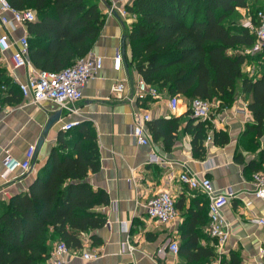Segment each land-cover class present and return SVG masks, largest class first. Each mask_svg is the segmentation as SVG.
Masks as SVG:
<instances>
[{"label": "trees", "instance_id": "trees-1", "mask_svg": "<svg viewBox=\"0 0 264 264\" xmlns=\"http://www.w3.org/2000/svg\"><path fill=\"white\" fill-rule=\"evenodd\" d=\"M8 1L16 9L36 13V20L27 24L29 58L41 71L59 72L73 66L91 52L105 24L99 0ZM253 1L135 0L128 7L136 17L128 38L131 63L148 84L169 97L184 96L190 103L200 97L229 107L242 83L255 119L248 131L259 138L264 133V71L254 78L243 67L255 57L264 58V52H246L254 47L256 35L236 19L240 9L249 8ZM19 88L0 61V91L6 95L2 101L19 100ZM180 123V117L153 120L149 123L151 137L163 139L170 150ZM212 127L210 121L193 116L188 120L185 130L193 136L195 158L206 157L204 142L210 132L216 145L230 141L227 131ZM248 167L255 173L261 171L256 162ZM100 168L98 137L90 121L61 131L28 189L7 203L0 202V264H49L56 242L64 241L78 250L83 247V233L105 226L107 215L95 208L108 205L110 197L88 181L89 173ZM189 233L180 248L188 262L214 256L211 247L198 244L194 226ZM221 264L240 263L232 254L231 262Z\"/></svg>", "mask_w": 264, "mask_h": 264}, {"label": "crops", "instance_id": "crops-1", "mask_svg": "<svg viewBox=\"0 0 264 264\" xmlns=\"http://www.w3.org/2000/svg\"><path fill=\"white\" fill-rule=\"evenodd\" d=\"M102 8V6L100 5ZM136 21L131 16L123 20L118 16H106L99 38L91 50L103 58V68L84 88V97L77 102L79 115L70 116L63 109L60 120L44 135L48 121L60 110L53 101L41 105L32 103L31 97L19 92V100L4 102L6 95L0 91V202L7 203L12 196L26 191L39 169L45 164L52 148L57 144L62 124L70 120L90 121L97 133L100 148L101 168L90 172L88 181L95 189L105 190L109 197L108 205H98L96 210L105 213L108 222L105 226L82 234L83 247L72 250L82 254L97 252L100 257L87 261L80 256H70L69 264H221L231 262L235 254L240 264H264V225L256 220L264 218V199L255 195L253 175L255 170L248 166L252 162L261 164L264 173V133L256 137L248 126L255 123L248 109L251 98H245L240 83L235 102L227 107L213 100L212 128L225 130L230 141L224 146L213 141L204 145L206 157L195 158L192 150V134L187 132L190 113V100L179 96V107L174 113L169 108V95L162 92L160 97L139 99L136 96L137 83L142 77L131 63V47L128 31ZM243 24V22H242ZM5 29L0 26V35ZM28 32V26L17 28L11 33L18 39ZM125 38V41H124ZM125 49V54L123 51ZM13 48L0 58L12 83L19 87L20 80L26 81L28 69L13 68L10 61ZM124 56V68L114 69V57L117 53ZM243 70L249 76L260 77L263 71L254 61L244 65ZM120 81L125 82L122 94H112V88ZM149 113L151 120L180 117L181 123L177 137L170 150L164 140H153L150 148L138 144L133 127L136 115ZM212 130V131H213ZM150 132V130H149ZM43 143L36 151L32 169L27 175L14 174L8 182L1 177L2 159L8 149L19 159H24L31 145ZM160 157V162H149L151 153ZM248 155H253L249 163ZM208 177L214 189L219 192L232 190L236 196L223 209L229 224L230 236L227 241V253L219 257L214 247L215 239L208 233L209 197L196 189H191L179 180L185 169ZM172 172L175 179L168 181ZM169 188L176 196L179 220L163 224L149 218L145 204L162 190ZM128 223V231L123 228ZM194 226L198 235V244L211 247L214 256L199 261L188 262L179 250L178 254L170 250V242L177 240L180 248L190 237V227ZM96 237L94 241L93 237ZM126 241L134 246L129 251Z\"/></svg>", "mask_w": 264, "mask_h": 264}, {"label": "built area", "instance_id": "built-area-1", "mask_svg": "<svg viewBox=\"0 0 264 264\" xmlns=\"http://www.w3.org/2000/svg\"><path fill=\"white\" fill-rule=\"evenodd\" d=\"M135 0H99L105 16H118L123 20H128L131 13L128 10ZM36 20V13L32 9L19 10L9 3L8 0H0V26L5 29V32L0 35V53L1 57L13 48L10 61L13 68L28 69V78L22 82L17 80L21 92L25 97H31L32 103L41 105L45 101H53L60 109H66L68 115H79L80 108L77 102L84 97V88L88 81L103 68V58L97 54L90 52L83 58L79 59L73 66L63 69L59 72L41 71L34 67L29 58V39L28 33L14 39L11 35L17 28L26 27L28 23ZM243 25L249 28L256 35V43L247 53L264 52V11L258 10L255 13V18H251L243 22ZM124 68V56L119 52L114 57V69L120 71ZM125 89V82L120 81L112 88V94H122ZM160 92L153 85L148 84L143 77L137 83L136 96L139 99L147 97L158 98ZM220 103V102H219ZM180 101L179 96L169 97V108L172 112L178 110ZM214 102L200 97L194 98L190 103L191 114L193 117L202 121H212V108ZM151 120L149 113L136 115L135 124L133 127V135L138 144L149 146L153 145V140L149 132L147 123ZM79 122L70 120L62 124L61 130L67 132L73 129ZM213 137L210 132L207 137V143L212 142ZM37 145H31L24 159H19L14 156L10 150L6 149L2 164L3 171L1 177L8 182L14 174L22 176L27 175L32 169V163L36 156ZM149 162H160V157L154 152L149 157ZM179 180L187 184L191 189L199 190L209 197V224L208 233L215 239L214 247L219 257L227 253V241L230 236L229 224L223 214V209L236 196L232 190L227 192H217L212 181L208 177H200L198 174L185 169L178 176ZM168 181L175 179L174 173L170 172L167 176ZM255 183V195L258 198L264 199V173L256 172L253 175ZM147 213L150 219L159 223L170 224L179 220V211L176 206V196L169 188H166L158 194L151 197L145 204ZM264 225V218L256 220ZM123 228L128 231V223L123 222ZM128 250L134 251L129 241H126ZM170 250L178 254L180 244L177 240L170 242ZM80 256L87 261H93L100 257L97 252H84L79 254L72 252L64 241L56 242L51 257L50 264H69L70 256Z\"/></svg>", "mask_w": 264, "mask_h": 264}, {"label": "rangeland", "instance_id": "rangeland-1", "mask_svg": "<svg viewBox=\"0 0 264 264\" xmlns=\"http://www.w3.org/2000/svg\"><path fill=\"white\" fill-rule=\"evenodd\" d=\"M258 10H264V0L253 1L249 8L240 9V15L238 17H236V19L240 23L245 22L246 20L253 18L254 14ZM231 20H233V19H230V21ZM251 61H254L256 63V65L259 66V69H260L259 71H261V72L264 71V58L263 57H255V58L251 59ZM50 263H51V261L49 262V264Z\"/></svg>", "mask_w": 264, "mask_h": 264}, {"label": "water", "instance_id": "water-1", "mask_svg": "<svg viewBox=\"0 0 264 264\" xmlns=\"http://www.w3.org/2000/svg\"><path fill=\"white\" fill-rule=\"evenodd\" d=\"M124 41H125V38H124ZM122 51H123V55H124L125 49ZM62 112H63L62 109L58 110L55 113V115L48 121V123L45 127L44 135H46L49 132V130L54 126V124H56L60 120ZM42 143H43V138L40 139V141L38 142L37 147H36V151L41 148ZM253 158H254L253 155H248V157L246 158V162L249 163L250 160H252Z\"/></svg>", "mask_w": 264, "mask_h": 264}]
</instances>
